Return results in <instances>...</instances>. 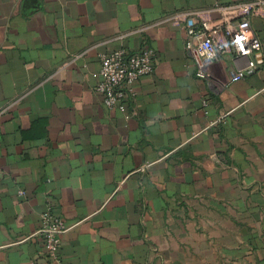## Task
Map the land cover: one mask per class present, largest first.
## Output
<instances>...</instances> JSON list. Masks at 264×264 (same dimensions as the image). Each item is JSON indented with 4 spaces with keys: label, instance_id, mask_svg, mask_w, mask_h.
I'll return each mask as SVG.
<instances>
[{
    "label": "crops",
    "instance_id": "0c3cea01",
    "mask_svg": "<svg viewBox=\"0 0 264 264\" xmlns=\"http://www.w3.org/2000/svg\"><path fill=\"white\" fill-rule=\"evenodd\" d=\"M241 1L0 0V264H264V6L238 81L231 55L197 76L162 22ZM143 45L154 73L107 107L101 55ZM48 211L70 226L60 260L36 235Z\"/></svg>",
    "mask_w": 264,
    "mask_h": 264
},
{
    "label": "built area",
    "instance_id": "2783aa9c",
    "mask_svg": "<svg viewBox=\"0 0 264 264\" xmlns=\"http://www.w3.org/2000/svg\"><path fill=\"white\" fill-rule=\"evenodd\" d=\"M263 6L264 0H245L230 7L217 4L221 16L214 21L188 11L170 14L162 22L181 25L185 50L195 61L197 76L208 77L210 64L221 61L225 55H231L234 68L230 72V80L238 81L258 67L255 55L262 49V40L250 31L251 17ZM231 7L238 8L240 16L229 15L226 9ZM156 57L155 49L148 45H143L137 51L122 47L102 54L99 82L95 90L105 105L125 110L127 101L136 95L135 83L154 73ZM242 57H250L245 67L238 64ZM5 110L2 109L0 114ZM69 228L65 220L54 212L43 214L42 226L36 235L41 237L51 258L60 260L62 238Z\"/></svg>",
    "mask_w": 264,
    "mask_h": 264
}]
</instances>
